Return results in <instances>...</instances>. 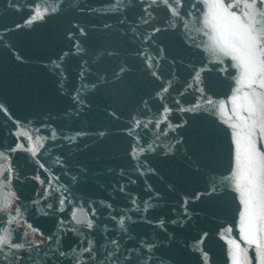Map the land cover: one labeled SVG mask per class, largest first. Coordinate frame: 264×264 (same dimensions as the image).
Masks as SVG:
<instances>
[{"label":"water","instance_id":"95a60500","mask_svg":"<svg viewBox=\"0 0 264 264\" xmlns=\"http://www.w3.org/2000/svg\"><path fill=\"white\" fill-rule=\"evenodd\" d=\"M212 2L181 0L178 17L162 3L153 5L145 24V0H0V105L7 109L0 111V153L8 158H0V170L13 169L11 184L0 186V207L5 198L11 202L0 212V225L9 228L13 243L24 245L14 254L6 250L0 264H205V255L207 264H231L235 246L229 241L247 248L257 264L254 246L240 239L244 206L229 179L236 170L231 124L240 121L228 117L239 70L230 57L209 50L203 19ZM34 3L57 11L26 25ZM155 27L161 31L153 35ZM141 50L159 61L154 69L146 67ZM82 86L79 105L73 96ZM194 103L201 106L180 111ZM164 106L171 111L157 131L153 125ZM135 119L153 124L129 134ZM18 125L57 135L37 147L36 156L12 151ZM137 139L155 151L134 160ZM76 209L93 220L92 229L86 219H72ZM89 242L92 251H81Z\"/></svg>","mask_w":264,"mask_h":264},{"label":"snow or ice","instance_id":"6c2138e0","mask_svg":"<svg viewBox=\"0 0 264 264\" xmlns=\"http://www.w3.org/2000/svg\"><path fill=\"white\" fill-rule=\"evenodd\" d=\"M148 4L144 8V15L141 17L145 24L149 23V18L152 16V12L149 9L153 5L164 4L172 16L178 17L180 13L178 8L182 6L181 0H145ZM57 11L56 7H44L41 9L39 4H33L29 16L25 20L26 25H31L37 21H42L51 13ZM191 14V13H190ZM204 35L208 37V47L213 53L222 54L225 57H230L234 62V67L239 70V77L236 81L237 88L232 96L231 103L233 104L232 115L228 117V120H232L235 117L240 121V124L232 123L233 139L235 141V168L229 179L235 182L236 190L240 193V203L244 206V210L240 213V239L245 242L249 247L254 246L255 259L257 264H264V0H230L225 3V0H213L209 5L208 12L204 15L203 19ZM17 28L21 25H17ZM159 27L152 29L153 35L160 32ZM80 34L84 35V30L80 29ZM150 40L151 37H148ZM77 53L81 51L79 46H76ZM140 57L144 60L145 65L149 69H154V64H158L159 61L141 50ZM67 55V53L65 54ZM111 55V53H109ZM55 63V62H54ZM56 67L61 68V64L57 63ZM121 72L123 69L120 70ZM63 75V72L60 73ZM154 77L160 78L158 72L153 70L151 73ZM85 72L82 70L79 74L80 78H83ZM200 73L196 72L194 78L198 81ZM189 88L193 86L188 85ZM82 88L76 89V93L73 96V100L79 105L84 104V100L80 95ZM243 90L242 100L243 104L240 107L239 112L236 109L237 94ZM161 91L167 93L168 87H162ZM202 91V90H201ZM183 94V93H181ZM208 104H213L211 99H207ZM179 103V101H177ZM199 103H194L192 109L181 108L180 111H192L199 108ZM219 109L223 114L225 110V104L220 103ZM0 111H4L7 114V109L0 105ZM171 109L167 106L163 107V111L153 125L157 131L160 130L161 123L167 120V114ZM150 124H153L152 120L142 122L139 119L134 120V127L130 130L129 134L135 132L136 128L143 127L147 129ZM172 127V125H168ZM241 131H236L237 128ZM39 129L36 133H39ZM36 133H30L27 130L20 131L19 125L17 128V144L12 151L24 150L30 152L33 156L37 154V147L44 148L45 141L55 140L56 131H51L48 135H39ZM242 133V134H241ZM83 135V133H77L76 136ZM104 135L103 132L100 133ZM167 135V132H164ZM21 137L25 142H21ZM74 142V138H73ZM147 151H155V147L152 144H148L147 147L140 145L139 139L133 144L130 155L135 160L140 155H143ZM0 158L7 160V156L0 153ZM59 162V157L57 158ZM62 163V162H61ZM44 167V165H41ZM7 173V175H5ZM13 169L9 165L0 170V186H6L11 184ZM144 173L141 172V175ZM39 180V177H37ZM134 182V181H133ZM41 181V184H44ZM51 186V180L48 181ZM64 191H67L66 189ZM120 191H124V187H120ZM48 195V190L44 192V196ZM199 198V197H197ZM67 197L60 196L58 198V209L63 210ZM133 205L136 204V200H132ZM187 201H185V204ZM11 207V202L5 198V203L0 207V212L6 211ZM51 208V204L48 205ZM109 207H111L109 205ZM147 209V202H145V210ZM91 216L95 217V209H91ZM13 219L19 220L21 212L17 207L13 209ZM185 215L187 210L185 209ZM72 219L81 224L85 222L88 229H92L93 220L87 219L86 214L79 209L73 210L71 213ZM13 219L8 220V224L13 223ZM116 219V217H113ZM126 223V217L121 215L118 220L120 228H124ZM159 226L163 228L165 221L161 219ZM178 223V221H173ZM60 224H65L64 220L60 221ZM2 228V234H0V255L6 253V250L15 251L24 247L23 244L13 243L11 240V233L8 227L0 225ZM27 228L32 229L33 232L38 230L33 228L31 224H27ZM230 231V229H229ZM112 243L117 245L118 242L113 240ZM230 244L235 246V251L232 252L231 264H251V260L248 257V249L241 248L235 241H229ZM152 245H149V251H151ZM83 252H91V242L88 246L81 249ZM61 255H64L61 252ZM205 264H207V256L204 257Z\"/></svg>","mask_w":264,"mask_h":264}]
</instances>
